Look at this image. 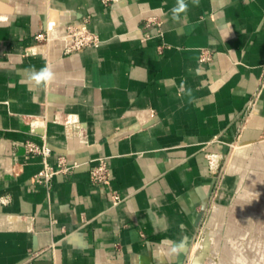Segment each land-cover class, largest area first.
I'll use <instances>...</instances> for the list:
<instances>
[{
    "label": "crops",
    "instance_id": "0c3cea01",
    "mask_svg": "<svg viewBox=\"0 0 264 264\" xmlns=\"http://www.w3.org/2000/svg\"><path fill=\"white\" fill-rule=\"evenodd\" d=\"M174 2L0 0V264H186L213 199L206 156L237 139L247 148L216 202L232 201L233 233L251 226L235 217L264 214V0H200L178 22ZM87 16L97 48L65 56L62 41L35 40ZM46 64L56 81L30 87L24 69ZM72 123L85 124L87 143L66 136ZM25 141L49 147L54 168L60 156L78 165L54 177L49 198L30 183L42 159L25 156ZM98 157L117 206L90 185Z\"/></svg>",
    "mask_w": 264,
    "mask_h": 264
},
{
    "label": "built area",
    "instance_id": "2783aa9c",
    "mask_svg": "<svg viewBox=\"0 0 264 264\" xmlns=\"http://www.w3.org/2000/svg\"><path fill=\"white\" fill-rule=\"evenodd\" d=\"M102 3L107 6L116 0H101ZM147 25H160L155 18L147 20ZM160 34V31H158ZM35 40L41 43H48L52 40V36L48 29L42 30L35 35ZM63 42V54L70 56L77 54L88 48L99 47L101 41L97 33L89 29V17H84L77 25H69L65 27L64 35L61 37ZM213 53L209 50H202L200 52L199 61L201 63H207L212 60ZM264 82V78L262 83ZM257 90L247 105V111L242 118L249 117L255 110L256 100L259 95ZM65 134L69 138H76L80 143H87V131L86 126L83 123H72L64 125ZM34 132V130H32ZM14 147H17V143H12ZM24 154L27 157L40 156L42 159V168L36 173L30 180L32 186L42 187L47 197L49 198L52 182L56 175H67L72 173L78 165L76 163L70 164L65 157L60 156L57 159L56 167H52L48 163V158L51 155V150L45 144L38 145L32 141H25L22 143ZM229 147H234L230 145ZM217 161H210L211 175L210 178L213 181V189L211 196L219 189L220 183L223 179V172L226 169V161L228 154L214 156ZM210 156H207V159ZM209 160V159H208ZM89 181L90 185L97 189H103L107 191L110 201L113 206H117L122 203L123 198L110 188V169L107 161L103 157H98L94 160V164L89 169ZM47 198V199H48Z\"/></svg>",
    "mask_w": 264,
    "mask_h": 264
},
{
    "label": "rangeland",
    "instance_id": "374dc122",
    "mask_svg": "<svg viewBox=\"0 0 264 264\" xmlns=\"http://www.w3.org/2000/svg\"><path fill=\"white\" fill-rule=\"evenodd\" d=\"M245 123H246V119L241 124L242 127L241 130L243 129ZM246 144L247 143H244L240 139H237L235 143L232 144L234 147H228V152H227L228 158L226 161V169L223 172V179L220 183L219 189L212 196L213 199L210 201L212 204L210 205L209 211L204 217L202 224L198 229V233L191 247V251L189 254L190 257H188V261L186 262V264H192L193 260H194L193 264H201L200 263L201 260H202V264H229L227 262V259L225 258L224 260V258L222 257L223 252L231 251V250L233 251V248H235L236 244L237 246L243 245L244 247L245 244L240 240H243L246 243V246H248V243L250 244L253 242L255 245L259 247V251L261 253L262 251H264V239H262L264 236L263 212L262 214L251 213V214L235 217L237 219L238 218L241 219L242 223L246 225L250 224L251 226L249 228L240 227L233 233L230 231L232 229L231 227L232 219L234 218V216H232V213L234 211L233 210L234 205L232 201L230 202L229 205L224 207L219 206V204L216 202L218 191L220 190L224 178L226 177V175L228 174L231 168V162H229V159H232L233 155L236 152H240L243 149L247 148L245 147ZM218 155L211 153L207 154V156H210V158H208L209 160L207 159L209 167H210L209 162L212 161L213 163V161H217L214 156H218ZM210 175H211V168H209V176ZM260 195H262V193H259V195L257 196ZM256 206L257 203L255 201L253 203L247 201L246 205H244V207L247 209H252L251 207H256ZM248 234H250V236H248ZM240 235L242 236L241 238L239 237ZM243 251H249L248 247H246ZM249 258L252 260L254 259V263H255L257 256H252ZM237 264L240 263L238 262Z\"/></svg>",
    "mask_w": 264,
    "mask_h": 264
},
{
    "label": "clouds",
    "instance_id": "9594fccd",
    "mask_svg": "<svg viewBox=\"0 0 264 264\" xmlns=\"http://www.w3.org/2000/svg\"><path fill=\"white\" fill-rule=\"evenodd\" d=\"M199 4L200 0H175L174 4L170 8L172 21H180L182 17L187 15L190 6L198 7ZM157 11L163 12V9H157ZM226 37L227 36L224 38ZM24 71L30 87L34 89L50 88L57 78L55 66L52 64H46L39 69L35 66H29L25 68ZM180 90L182 93L191 96V89H186L183 82L181 83ZM173 250L175 251L176 249Z\"/></svg>",
    "mask_w": 264,
    "mask_h": 264
},
{
    "label": "bare ground",
    "instance_id": "6f19581e",
    "mask_svg": "<svg viewBox=\"0 0 264 264\" xmlns=\"http://www.w3.org/2000/svg\"><path fill=\"white\" fill-rule=\"evenodd\" d=\"M54 40L62 41L61 37H58L57 35H54V36L52 35V40L51 41H54ZM229 162H232V159H229ZM248 236H250V234H248ZM239 237L241 238L242 236L240 235ZM262 239H264V236H263ZM240 241H242L245 244V246H246V243L243 240H240ZM245 246L244 247H243V245L237 246V244H236L235 248H233V251L232 250L231 251H226V255L229 257V263H232V264L236 263L237 264L239 262L240 264H264V253H263L264 251H262V253H263L262 254L259 251V247L257 245H255L253 242L250 243V244L248 243V246H246V247H248L249 251H243L246 248ZM235 250H236V253H235ZM252 256H257V258H256L257 261L255 260V263H254V259L252 260V259L249 258V257H252ZM235 260H237V261H235Z\"/></svg>",
    "mask_w": 264,
    "mask_h": 264
}]
</instances>
